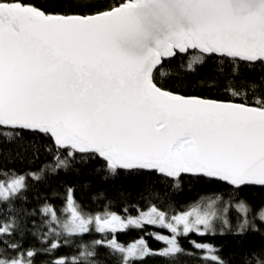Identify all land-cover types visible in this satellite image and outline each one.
Returning a JSON list of instances; mask_svg holds the SVG:
<instances>
[{
	"label": "snow or ice",
	"instance_id": "1",
	"mask_svg": "<svg viewBox=\"0 0 264 264\" xmlns=\"http://www.w3.org/2000/svg\"><path fill=\"white\" fill-rule=\"evenodd\" d=\"M52 7L66 10L0 0V141L25 133L49 136L57 149L55 169L80 153L99 159L112 175L146 171L175 187L185 174L237 191L264 187V93L249 101L245 91L239 103L242 93L232 86L229 100L182 96L158 86L154 75L163 59L177 54L190 56L189 69L217 55L264 62V0H58ZM24 182L16 175L0 181V202L18 194ZM205 199L203 209L197 204L171 219L153 206L125 223L115 213L85 217L68 189L69 219L61 223L47 205L41 210L60 229L49 227L42 249L5 255L21 245L9 239L14 219L0 225V264H34L41 251L60 248L62 235L87 233L93 221L100 233L158 224L172 233L155 235L167 245L159 254H180L178 236L215 234L218 221L231 229L227 208L223 215L216 210L220 197ZM235 208L243 217L236 227L242 235L252 226V209L243 200ZM256 216L264 222V208ZM190 243L211 253L204 257L210 264H224L211 245ZM138 244L139 252L136 244L125 249L115 238L94 241L121 253L123 264L150 252L143 240ZM48 264L68 261L55 257ZM248 264H264V249L250 253Z\"/></svg>",
	"mask_w": 264,
	"mask_h": 264
},
{
	"label": "trees",
	"instance_id": "2",
	"mask_svg": "<svg viewBox=\"0 0 264 264\" xmlns=\"http://www.w3.org/2000/svg\"><path fill=\"white\" fill-rule=\"evenodd\" d=\"M46 11L54 9L58 0H32ZM113 3L114 0H108ZM190 56L177 54L163 59L155 71V82L165 90L182 96H196L214 100H229V86L241 91L242 95L235 102L244 98L251 101L264 93V62H245L220 57H208L203 63L188 68ZM163 73V74H162ZM57 149L52 139L43 134L25 133L11 142L0 141V181L10 180L13 175L25 177V187L7 202H0V225L6 220H15V235L10 239L21 245L19 252L8 250L7 256H15L35 247L43 246V235L49 227L60 230L56 224H49L50 216L41 210L50 206L62 222L67 217L65 203L68 189H72L75 204L85 217L104 216L115 213L119 217H136L141 212L155 206L166 213L168 218L188 211L197 204L201 209L207 204L205 198L219 196L216 210L222 215L227 208V219L231 229L223 228L218 221L215 234L198 236L189 234L178 236L177 241L183 249L180 254L160 255L165 248L155 235L166 233L160 226L143 224L141 227L128 226L105 233L96 231L93 225L87 233L62 235L60 248L52 254H41L34 264H48L55 257H64L72 264L74 257L79 264H123L122 254L106 246H96L94 241H111L113 238L124 247L143 240L150 252L131 259V264H210L204 259L206 252L194 249L190 241L209 244L217 250L215 253L224 264H248L249 254L264 249V222L256 212L264 208V187L246 186L234 190L222 183H209L196 177L184 175L179 187L174 181L166 180L156 173L128 172L121 170L112 175L102 167L99 159L89 154L76 153L68 158L67 167L55 169L54 157ZM61 158L66 153H60ZM32 173L39 175L33 179ZM245 201L252 211L248 214L251 225L242 235L236 227L243 219L235 205ZM254 226V227H253ZM49 236V239H52ZM65 240L67 241L65 243ZM4 246L0 245V249ZM81 251H91L93 257H80Z\"/></svg>",
	"mask_w": 264,
	"mask_h": 264
},
{
	"label": "rangeland",
	"instance_id": "3",
	"mask_svg": "<svg viewBox=\"0 0 264 264\" xmlns=\"http://www.w3.org/2000/svg\"><path fill=\"white\" fill-rule=\"evenodd\" d=\"M149 210V209H148ZM148 210H146V211H144V212H147ZM144 212H141V213H144ZM141 213L138 215V216H136V217H139L140 215H141ZM119 217V216H118ZM136 217H126V218H123V217H120L121 218V220L123 221V222H127L128 221V219L129 218H136ZM70 218V213L67 211V217L64 219V220H66V219H69ZM169 219H171V218H169ZM63 220V221H64ZM62 221V222H63ZM61 222V223H62ZM90 225H93L95 228H96V225H95V222L93 221ZM143 225V224H142ZM128 226H130V225H128ZM132 226H135V225H132ZM156 226H159L158 224L156 225ZM119 228V227H118ZM157 235H162V236H171L172 235V233L169 231V230H167L166 229V233H163V234H157ZM138 242L139 241H137V242H135V243H132V244H130V245H133V244H136L137 245V249H138V252H139V247H140V245L138 244ZM163 242V241H162ZM164 243V242H163ZM165 244V243H164ZM129 246V245H128ZM128 246H126V247H124L125 249H127L128 248ZM165 247H167V245L165 244ZM207 255H211V253H206ZM136 257H140V255L138 254Z\"/></svg>",
	"mask_w": 264,
	"mask_h": 264
}]
</instances>
